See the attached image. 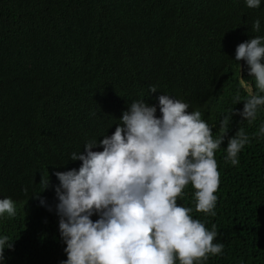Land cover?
<instances>
[{
  "label": "trees",
  "instance_id": "1",
  "mask_svg": "<svg viewBox=\"0 0 264 264\" xmlns=\"http://www.w3.org/2000/svg\"><path fill=\"white\" fill-rule=\"evenodd\" d=\"M263 4V2H262ZM245 0H0V193L25 203L18 216L0 224L13 247L5 264H60L67 259L59 234V216L36 196L30 180L39 159L61 168L70 154L84 150L119 123L134 100L157 104L168 94L199 110L214 125L230 110L241 80L225 70L233 46L264 36V7ZM260 20V31L252 30ZM155 86V93H148ZM159 109L157 116H159ZM264 107L252 124L230 117L229 137L243 128L250 143L239 164L215 159L220 183L215 215L195 210L188 185L177 203L192 207L193 218L216 226L223 254L202 264H264ZM66 168L72 169L71 164ZM48 189L53 194L52 172ZM27 189V192H25ZM54 196V194H53ZM98 217L93 216L95 220ZM178 264V262H177Z\"/></svg>",
  "mask_w": 264,
  "mask_h": 264
},
{
  "label": "clouds",
  "instance_id": "2",
  "mask_svg": "<svg viewBox=\"0 0 264 264\" xmlns=\"http://www.w3.org/2000/svg\"><path fill=\"white\" fill-rule=\"evenodd\" d=\"M245 4L263 8L264 0ZM260 27L256 19L252 30L259 32ZM228 59L227 73L243 84L246 75L251 82L244 84L246 99L239 92L234 96L233 103L243 101V109L233 108L219 121L218 137L213 138L214 125L199 110L189 111V103L164 93L158 105L144 98L132 101L111 135L91 139L84 150L70 154L72 169L39 159L30 180L41 204L46 202L50 214L59 216L56 223L67 255L60 264H202L210 255L223 254L224 244L214 243L216 226L209 230L193 218L192 207L177 200L191 185L195 210L216 214L220 173L215 156L226 151L225 162L238 165L239 153L250 143L240 128L223 144L230 117L238 115L252 124L264 107V36L233 46ZM156 91L149 86L148 93ZM254 135L264 137V123ZM50 169H55L54 196L48 189L51 179L46 180ZM25 202L10 192L0 193V224L6 213L17 218V204ZM12 247L7 235L0 236V264H5V249Z\"/></svg>",
  "mask_w": 264,
  "mask_h": 264
}]
</instances>
